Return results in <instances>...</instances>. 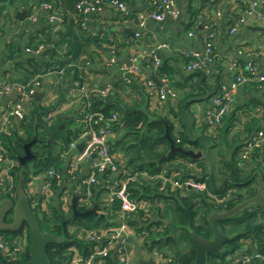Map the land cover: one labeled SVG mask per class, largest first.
Masks as SVG:
<instances>
[{"label": "trees", "instance_id": "1", "mask_svg": "<svg viewBox=\"0 0 264 264\" xmlns=\"http://www.w3.org/2000/svg\"><path fill=\"white\" fill-rule=\"evenodd\" d=\"M81 1L0 0V23L2 19L12 20L13 13L23 8L28 7L33 11L40 10L45 4L50 6L42 17L46 25L41 37L31 44L33 51L45 50L43 53L47 59L37 61L30 58L25 63L16 64L19 76L11 80L10 84H20L28 91L35 82L40 87L43 78L51 76L53 91L58 96L47 104L36 103L31 99L33 107L25 123L13 117H9L5 123L3 119L6 111L0 108V149L9 173L6 182L8 184L11 180L14 184L12 192L0 193V200H16L20 179H23L27 192L34 177L54 172L48 177L51 198L47 209L34 211L41 230L62 239L59 243L47 246L50 263L72 264L70 248L77 246L87 251L91 246L84 240L85 235H81L114 226L120 215V206L118 201L112 206L106 205V216L90 215L85 219L75 216L72 205L66 209L60 205V174L64 170L70 145L78 142L85 133L98 131L110 123L114 132V137L109 141L110 154L118 167L119 177L124 175V171L135 177L129 183L128 191L140 206L134 216L129 217L128 224L139 235L138 250L144 255L154 252L162 259L169 257L174 264H195L197 255L192 235L212 239L209 216L214 212L230 210L255 196L258 189L256 172L262 174L264 182V130L252 133L253 127L248 126L243 131L236 128L235 133V130L230 132L233 119L226 122L228 112L216 126L209 118H205L199 133L193 135L197 124L191 106L202 101L208 102L225 89H221L218 80L214 81L208 72L209 67L188 70L195 57L183 60L180 80H176L177 69H172L174 66L168 59H160L159 66L153 59L147 60V66L155 77L160 81H168V86L176 93L175 99L159 101L157 94L161 87L156 85L150 88L147 82L152 79L141 80L138 76L139 67L137 73L127 74L110 83V91L105 97L93 90H103L106 86L86 88L91 85L87 80L90 64L99 56L95 49L107 52L109 58L117 56L118 50L112 47L111 40L105 41L109 45L105 48L86 32V15L76 9ZM249 5L241 1L240 7L245 10ZM50 14L58 17L60 22L51 23ZM239 18L235 20L238 22ZM17 48L14 44L6 45L5 56L12 58ZM69 84L72 88L66 94L64 87ZM68 101H74L75 105L65 109L64 105ZM210 110H214V107ZM53 113L57 114L50 116ZM64 116L70 117L65 120ZM86 116L92 117V120L86 121ZM113 116H117L118 120L109 122ZM163 121L168 124L169 134L176 146L201 152L202 157L194 159L180 153L168 156L171 149L164 137L166 125ZM62 125L65 129L58 131L54 139L49 141L52 133ZM260 132L263 133L260 142L251 145ZM241 137L244 139L241 140ZM28 144L33 158L21 164L20 159L25 155ZM214 150L219 151L218 172L214 171L209 157ZM96 176L97 183L91 187V199L96 194L100 196L104 191L101 189L103 184L113 178L110 172ZM162 176L172 181L178 177L183 182L191 179L204 183L206 189L177 188L171 182L164 185ZM163 185L164 189L161 190ZM78 198L77 209L87 211L88 207ZM56 202H59V206ZM99 204L102 201L99 200ZM10 219L7 217L5 221L9 222ZM218 226L229 240L221 252L207 255V264H264V206L244 209L234 217L220 220ZM0 237L8 241L6 249L0 251V264H20L29 260L30 233L26 224L16 232L0 231ZM25 237L27 244L20 250L18 241ZM129 248L135 250L133 245ZM104 264H119L118 257L109 256Z\"/></svg>", "mask_w": 264, "mask_h": 264}, {"label": "crops", "instance_id": "2", "mask_svg": "<svg viewBox=\"0 0 264 264\" xmlns=\"http://www.w3.org/2000/svg\"><path fill=\"white\" fill-rule=\"evenodd\" d=\"M119 1L124 4V11L112 8L86 16L84 24L86 32L98 40L99 44H103L105 48L109 46L105 41L111 40L112 47L118 50L116 64H111L107 52L95 49L99 56L90 64L91 71L87 73V80L91 82V85L86 88L109 85L115 79L122 77L123 71L131 68L132 64L140 68L138 76L141 80L152 79L155 75L152 69L147 66V60L153 59L149 55L153 49H156L161 61L168 59L171 66H174L172 69H177L175 78L180 80L183 60L189 57H203L205 37L211 28V31L215 33V58L214 62L209 65V74L214 81L220 82L221 89L230 87L248 63L253 62L260 70L264 71V0H257L260 6L255 9L252 16L246 18L242 25L235 20L244 11L240 7L241 1L251 4L254 0H174L178 15L173 17L165 14L163 21L152 18L155 4L161 0ZM24 11L27 12L26 18L23 21L18 20V13ZM46 12L43 6L40 10L34 9L33 11L27 7L14 12L12 20L4 21L2 19L0 23V86L10 84L11 80L18 78L16 64L25 63L30 58L37 61L47 59L46 54L43 53L45 50L36 52L31 48V44L38 41L42 35L41 32L46 25L42 17ZM235 15L237 17L234 19ZM142 21L143 25H141ZM232 28H236L234 33L231 32ZM191 32L194 36H190ZM13 44L18 46L17 52L12 58H7L4 54L6 45ZM161 45L165 46L157 49ZM53 85L54 81L51 76L44 77L42 86L38 87L36 92L40 95V100H36L35 95L32 100L43 104L56 100L58 96L53 91ZM71 88L70 84L66 85L65 93L67 94ZM15 98L16 94L13 99L9 97V94L0 96V108L6 109ZM232 99L233 103L226 120V122H230L229 119H233V129L231 128L230 132L235 130V133L236 128L243 131L248 126L253 127L252 133H256L260 129L264 130V92L259 89L256 83L245 82L232 93ZM33 101H29L26 105V113L28 111L31 113ZM74 103V101H68L66 104L64 103V108L69 109L75 105ZM151 105L154 108V103ZM210 108H212L211 100L198 102L191 106L197 124L193 135L199 133V127L207 118ZM30 113H28V119ZM179 129L181 128L179 127ZM242 139L244 137H241ZM262 148L264 149V140ZM77 152H79L77 148L70 151L66 157L64 170L60 174L62 176H57L60 177L59 181L62 185L60 205L63 208L65 205L67 207L72 205L74 196L79 197V201L81 200V180L90 174L92 168L93 161L87 160L81 165L78 173L74 175L69 173L68 160ZM209 169L210 167L207 170ZM48 177V174L34 177L29 183L27 194L34 193L33 195L39 196ZM98 197L100 201L104 200L105 191L100 196L96 194L93 204H99ZM56 204L59 206V202ZM18 244L19 246L26 245L27 239H19ZM138 244V240L133 238L132 245L135 250L132 251V254L136 262L140 264L139 259L148 257L144 254V256H137L135 251L138 250Z\"/></svg>", "mask_w": 264, "mask_h": 264}, {"label": "built area", "instance_id": "3", "mask_svg": "<svg viewBox=\"0 0 264 264\" xmlns=\"http://www.w3.org/2000/svg\"><path fill=\"white\" fill-rule=\"evenodd\" d=\"M259 6V1L254 0L240 15L238 24H244L246 18L252 16L255 12V9ZM112 8L120 11L125 10L124 4L119 0H83L76 6L78 12L80 14L83 13L86 16L90 14H98L106 9ZM44 9L49 11L50 6L45 4ZM165 14L171 15L173 17L178 15L174 0H161L158 2L155 6V11L152 13V18L157 21H163ZM49 21L53 24H57L60 22V19L50 14ZM141 25H143V21ZM235 30L236 28H232L231 32L234 33ZM190 36H194V34L191 32ZM214 40L215 33L212 31L207 33L204 42L203 57H195L196 59L191 62L188 70L210 67L209 65L214 62L215 58ZM164 46L165 45L158 46L157 49L163 48ZM39 50L36 52H39ZM111 53H114V51H111ZM157 54L158 52L156 49H153L149 52V55L154 59L156 66H159L160 58ZM110 63L116 64V56H111ZM137 72V66L132 64L131 68L123 71V76ZM247 81L257 82L259 84V89L264 92V71L260 70L252 62L248 63L246 68L237 75L236 80L231 84L229 89L225 88L221 94L216 95L211 100L214 110H210L208 112L207 119L209 118L215 126L220 124L222 117L230 111V106L233 103L232 93ZM161 82L163 83V86H160L161 88L157 94V99L159 101H164L165 99H175L176 93L168 86V81L165 79ZM147 85L150 88H153L157 84L151 80L147 82ZM38 87L39 83L37 82H35L34 86L28 91L25 86L20 84H6L4 86H0V96H7L12 92H15L16 94L15 100H13L12 103H10V105L3 110L6 111L3 119L5 123L8 122L9 117L16 118L17 120L23 119L24 115L26 114V105L34 97ZM93 91L98 95L105 97L110 91V85H107L103 90L100 89ZM57 113H53L50 116H54ZM91 120L92 117L89 118L86 116V121ZM117 120V116H113L109 122H114ZM86 136H90V139L86 141L83 151L77 152L74 156L70 157L67 163L69 173L74 175L79 172L81 165L86 163L87 160L93 161L90 174L88 177L81 180L82 191L80 194V201L88 207V210L91 209L95 205L93 204V198L91 199V187L97 183L96 174L101 176L110 172L113 175V178L105 182L103 184L104 186L101 188L105 191V198L102 200V204H98L97 213L98 216H106L107 212L104 209L105 206H112L115 201H118L120 206V215L116 219L114 226H110L105 229L88 231L81 235H85L84 240L86 243L90 244L91 247L87 251L77 248V246L71 247L70 254H72V264H104L105 259L109 256H117L119 264H138L134 259L132 250L129 247L132 245L133 238L138 241H140V239L135 229L131 228L128 224L129 217H133L140 206L135 199L131 198L128 191V185L130 182L135 180V177L130 176V172L128 171H124V175L119 177L118 167L114 162L113 156L110 154L109 141L114 137V132L110 128V123H108L107 126L100 128L98 131L85 133L78 142H74L70 145V149L66 155H69L71 150H76L78 144L81 141H84ZM262 137L263 133L260 132L258 137L252 140L251 145L260 142ZM178 142H180L179 139ZM4 162L5 159L3 151L0 149V189H3L9 193L12 192L14 184L11 182V180H9L10 182L8 184L6 182L7 178L9 177V173L8 169L5 168ZM53 174L54 172H50L48 173V176ZM161 178L164 182V185L166 182H171L172 186L177 188L185 187L186 189H195L197 191H203L206 189V185L204 183H199L191 179L184 180L183 182L180 180V177H178L175 181H172L165 176H162ZM164 185L161 187V190L164 189ZM83 186L86 187L83 188ZM33 194L31 193L28 195L31 199V205L33 209H37L39 211L46 210L51 197L49 179L47 178L46 184L44 185V188L39 196ZM66 208L67 206L65 205V209ZM7 244L8 241H5L2 237H0V251L5 250ZM23 246L24 245L19 246L18 244L20 250L23 249ZM145 256L148 258L144 259H151L153 264H174L171 258L168 257L162 259L154 252L147 253Z\"/></svg>", "mask_w": 264, "mask_h": 264}, {"label": "water", "instance_id": "4", "mask_svg": "<svg viewBox=\"0 0 264 264\" xmlns=\"http://www.w3.org/2000/svg\"><path fill=\"white\" fill-rule=\"evenodd\" d=\"M27 16V12H20L17 15V19L23 21ZM201 37V35H200ZM131 66V65H130ZM152 80L158 85L163 86V83L153 77ZM15 96V92L9 94V97L13 99ZM40 95L38 93L35 94V99L40 100ZM28 113L24 115L21 120L23 123L28 121ZM70 116H64L63 118L66 120ZM166 125V133L165 138L170 143V156L173 153H180L181 155L190 156L194 159H198L202 157L201 152H196L192 149H185L179 146H176L174 140L169 134V126L163 121ZM65 129V126L62 125L58 127L52 135L49 137V141H52L58 131ZM90 139V136H86L84 141H81L77 149L79 152L83 151L85 147V143ZM31 144V143H30ZM30 144L26 145L25 155L20 159L21 164H25L28 160L33 158L32 153L30 152ZM258 174V189L255 196L243 201L238 204L234 208L223 211V212H214L209 216V222L213 229V238L206 239L197 234H193L195 251L197 255V259L195 264H207V255L208 254H217L222 251L224 245L228 242L229 237L224 235L218 226V222L220 220L228 219L240 214L244 209H247L252 206H264V182L263 176L260 172H256ZM16 200H11L9 198H4L0 200V231L7 232H16L21 227L26 224L30 233V250H29V260L20 264H51L47 255V246L49 244L59 243L61 242V237L54 235L49 232H43L40 228L38 217L36 212L34 211L31 205V199L28 196L25 184L23 179H20L17 188H16ZM77 196H74L72 200V210L74 215L80 218L85 219L90 215L98 216L97 209L98 204H95L91 209L81 212L77 209ZM10 217V221L6 222L5 219ZM139 219H137L138 221ZM140 264H153L151 259H139Z\"/></svg>", "mask_w": 264, "mask_h": 264}, {"label": "rangeland", "instance_id": "5", "mask_svg": "<svg viewBox=\"0 0 264 264\" xmlns=\"http://www.w3.org/2000/svg\"><path fill=\"white\" fill-rule=\"evenodd\" d=\"M225 148L223 147V150H224ZM223 153H224V151H222ZM218 153H219V151H214V152H212L211 154H210V160H211V162H212V165H213V167H214V171L215 172H218V170H219V168H217L219 165V163L217 162L216 163V161H217V156H218ZM227 154V153H226ZM243 249H245V247H243ZM136 252V254H137V256L139 255H141V256H144L139 250H136L135 251Z\"/></svg>", "mask_w": 264, "mask_h": 264}, {"label": "flooded vegetation", "instance_id": "6", "mask_svg": "<svg viewBox=\"0 0 264 264\" xmlns=\"http://www.w3.org/2000/svg\"><path fill=\"white\" fill-rule=\"evenodd\" d=\"M1 192H4V194H7V193H8L7 191H5V190H3V189L0 190V193H1ZM25 238H26V237H25ZM26 239H27V238H26Z\"/></svg>", "mask_w": 264, "mask_h": 264}]
</instances>
